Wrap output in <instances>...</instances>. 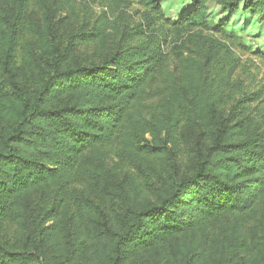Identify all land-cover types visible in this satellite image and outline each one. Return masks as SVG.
I'll return each instance as SVG.
<instances>
[{
  "label": "trees",
  "instance_id": "obj_1",
  "mask_svg": "<svg viewBox=\"0 0 264 264\" xmlns=\"http://www.w3.org/2000/svg\"><path fill=\"white\" fill-rule=\"evenodd\" d=\"M209 1L172 25L198 27ZM29 5L0 0V264H264V101L237 74L227 18L167 53L157 27L106 13L62 46L49 11L27 27ZM110 29L124 41L107 55Z\"/></svg>",
  "mask_w": 264,
  "mask_h": 264
},
{
  "label": "rangeland",
  "instance_id": "obj_2",
  "mask_svg": "<svg viewBox=\"0 0 264 264\" xmlns=\"http://www.w3.org/2000/svg\"><path fill=\"white\" fill-rule=\"evenodd\" d=\"M46 12L52 15V26L56 31L57 40L62 46H67L73 41L74 36L86 33L97 26V19L105 13L109 24H113L120 31L131 29L137 24H143L145 29L156 28L155 33L159 39L164 37V45L167 53H171L179 37H184L195 30H202L207 35H213L212 28L227 18L224 30H226V43L233 51L239 63L237 74L247 87L262 93L264 101V12L252 16L243 11L231 17L216 1L211 0L207 4V17L199 20L198 27H175L172 21L191 7L190 0H164L161 3L162 13L156 14L143 6L137 0H43ZM29 19L27 27L32 23L36 26L42 21L44 9L40 8L38 0H29ZM242 5V4H241ZM104 17V16H103ZM150 24V27L147 26ZM192 29H194L192 31ZM165 36H164V35ZM109 40L105 48V54L109 55L117 47L123 44L113 29L108 30ZM151 32L149 33V36ZM220 38V36H217ZM216 37V38H217ZM174 42V43H173ZM21 51L17 62L21 64ZM74 55L83 61L94 60L99 55L93 46H80ZM171 58H173L171 56ZM173 67L175 62H173ZM257 107V103L254 104ZM264 107V104H259Z\"/></svg>",
  "mask_w": 264,
  "mask_h": 264
}]
</instances>
